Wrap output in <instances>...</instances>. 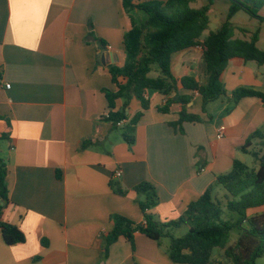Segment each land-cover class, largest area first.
<instances>
[{
    "label": "crops",
    "instance_id": "obj_1",
    "mask_svg": "<svg viewBox=\"0 0 264 264\" xmlns=\"http://www.w3.org/2000/svg\"><path fill=\"white\" fill-rule=\"evenodd\" d=\"M133 12L122 0H0V158L9 189L8 202L0 201V221L26 237L8 245L0 227V264H179L169 257V238L159 243L141 233L133 244L121 237L105 257L111 216L144 221L138 200L145 196L117 195L111 181L125 190L152 183L159 203L150 213L168 223L208 188L218 197L224 189L217 177L229 173L234 160L256 166L251 153L264 146V138L243 148L253 133L264 134V104L256 97L235 103L232 92L241 87L264 92V65L230 62L222 75L227 95L205 110L201 95L189 93L188 112L201 121L185 122L183 133L171 126L179 120L180 105L161 112L158 107L169 97L158 92L146 95L147 110L131 102L129 119L143 112L132 147L103 119L109 112L105 91L115 89L110 68L125 62ZM257 21L263 49L264 23ZM204 33L200 41L209 34ZM252 33L237 29L235 35L249 39ZM172 71L205 84L202 48L175 53ZM122 104L118 100V108ZM87 140L94 144L83 149ZM262 212L264 206L249 215ZM221 250L214 264H230Z\"/></svg>",
    "mask_w": 264,
    "mask_h": 264
},
{
    "label": "trees",
    "instance_id": "obj_2",
    "mask_svg": "<svg viewBox=\"0 0 264 264\" xmlns=\"http://www.w3.org/2000/svg\"><path fill=\"white\" fill-rule=\"evenodd\" d=\"M195 1L122 0L127 12H143L145 17L139 21L132 19V27L124 37L125 62L123 66L110 68L115 89L105 91L109 112L103 119L112 124L113 130L123 131L122 137L130 147L136 142V128L143 115L140 111L129 119L128 110L134 99L140 101L142 110H147L151 106L147 94L158 92L168 96L167 103L158 109L167 113L173 104H179V120L171 126L183 133L185 122L201 121L200 116L188 112L191 94L201 95L205 110L207 104L227 95L222 75L230 62L264 65V48L258 47L260 29H256L249 39L238 38L235 35L237 29L244 34L249 31L238 28L232 22L237 13L244 11L264 23V16L260 14L264 0H229L226 19L203 41L200 39L209 28V12L215 0L193 8L191 4ZM197 46L203 50L208 76L205 84H200L192 75L177 78L172 71L173 55ZM153 72L158 75L153 76ZM245 97H256L264 104V92L244 87L232 92L235 103ZM118 100L123 101L121 108L117 106ZM5 138L6 135H3L1 139ZM255 138L262 139L264 134L261 131L253 133L243 149L246 150ZM93 144V140H87L82 148L87 149ZM251 154L255 167L234 160L232 170L217 177L216 185L222 186L225 191V205L223 199L214 196L213 188H208L197 201L188 205L179 219L168 223L157 220L150 213L159 203L152 183L144 181L131 190H125L119 182L111 181L110 186L117 195L126 196L132 191L145 196V200H138L144 221L138 223L120 214L111 216L113 228L104 237L105 257L121 237L133 244L135 234L141 233L159 243L169 238V257L175 263L214 264V250L219 248L224 250L230 264H257V260L264 257V212L249 215V210L264 206V146L261 152ZM8 200L7 165L0 158V201L6 203ZM183 225L188 228L187 233L175 237L173 230ZM0 227L8 245L26 240L17 226L0 221ZM232 230H238L239 236L235 244L230 245Z\"/></svg>",
    "mask_w": 264,
    "mask_h": 264
},
{
    "label": "rangeland",
    "instance_id": "obj_3",
    "mask_svg": "<svg viewBox=\"0 0 264 264\" xmlns=\"http://www.w3.org/2000/svg\"><path fill=\"white\" fill-rule=\"evenodd\" d=\"M208 2V0H196L195 2H193L191 4V6L193 8H200L202 5L206 4ZM229 7H230V1L229 0H215L214 4L212 6V9L210 11V19H211V23H210V27L209 30H214L216 29L225 19L226 16L228 14L229 11ZM260 14L264 16V8L260 11ZM132 15L134 16V18L136 19V21L139 18H144L145 14L143 12H133ZM234 22L243 27L246 28V30L248 31H255L258 25V21L257 19L251 17L249 14H247L244 11H240L235 17H234ZM219 23V24H218ZM209 32L207 31L206 33H204L205 35H207ZM262 43H264V37L263 40L261 41ZM263 46V45H262ZM122 130H118V134L122 135ZM263 150V147L258 149L256 152H261ZM0 155H1V147H0ZM222 187V186H220ZM224 192L223 190H221V193L218 195L219 198L224 200ZM224 205H225V200L223 201ZM188 231V228L183 225L177 229L173 230V235L175 237H182L184 234H186ZM239 236V231L238 230H232L231 232V237H230V241L231 243H234L237 238ZM169 240V239H168ZM222 254V250L219 248H216L214 250V257L215 258H220ZM257 264H264V257L259 258L256 262Z\"/></svg>",
    "mask_w": 264,
    "mask_h": 264
},
{
    "label": "built area",
    "instance_id": "obj_4",
    "mask_svg": "<svg viewBox=\"0 0 264 264\" xmlns=\"http://www.w3.org/2000/svg\"><path fill=\"white\" fill-rule=\"evenodd\" d=\"M7 87L9 88L10 85L8 84ZM224 131H225L224 128H221V129H220V131H219V136H220V137L224 135V133H225ZM121 176H122V171H121V170H118V171L116 172V177H117V178H120Z\"/></svg>",
    "mask_w": 264,
    "mask_h": 264
}]
</instances>
